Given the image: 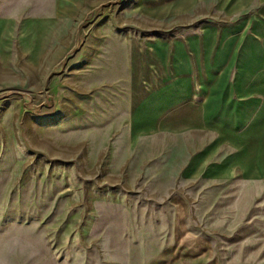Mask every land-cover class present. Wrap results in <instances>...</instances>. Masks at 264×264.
<instances>
[{
  "label": "rangeland",
  "instance_id": "374dc122",
  "mask_svg": "<svg viewBox=\"0 0 264 264\" xmlns=\"http://www.w3.org/2000/svg\"><path fill=\"white\" fill-rule=\"evenodd\" d=\"M241 149L264 154V0H0V264H193L227 183L202 152Z\"/></svg>",
  "mask_w": 264,
  "mask_h": 264
},
{
  "label": "crops",
  "instance_id": "0c3cea01",
  "mask_svg": "<svg viewBox=\"0 0 264 264\" xmlns=\"http://www.w3.org/2000/svg\"><path fill=\"white\" fill-rule=\"evenodd\" d=\"M135 64L137 70L141 68L139 59L135 58ZM193 85V94L200 91L195 89V81ZM202 93L207 98L195 108L194 125L210 127L214 110L212 92L208 87ZM202 154H208L202 158L207 162L203 173L225 177L227 183L207 212V235L197 236L193 241V264H264V154L248 156L241 149L236 155L240 159L244 155L243 160L238 162L231 156L227 166L223 167L222 161L215 170L211 162L216 152L209 150ZM197 169L200 172V163Z\"/></svg>",
  "mask_w": 264,
  "mask_h": 264
}]
</instances>
